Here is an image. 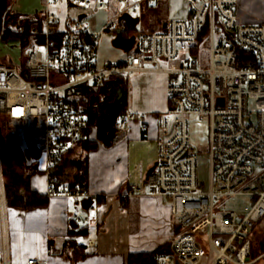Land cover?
<instances>
[{"label": "built area", "instance_id": "built-area-1", "mask_svg": "<svg viewBox=\"0 0 264 264\" xmlns=\"http://www.w3.org/2000/svg\"><path fill=\"white\" fill-rule=\"evenodd\" d=\"M57 1L47 0L44 14L30 27L32 46L24 61H0V125L2 118L36 128L43 124L47 195L71 198L73 219L91 221L88 211L98 210L92 196L68 185L56 191L54 166L94 137L88 106L107 91L113 77L162 73L168 108L157 117V162L145 183L151 195L171 199L177 230L171 255L158 254L155 264H254L263 258L264 253L253 259V240L264 223V25L244 24L238 0H187V18L172 19L160 31L133 32L136 44L126 60L99 67L104 34L116 31L120 16L141 14L154 0H121L115 19L98 32L83 19L61 30L49 8ZM66 1L88 11L107 9V0ZM91 83L97 91L90 93ZM193 118L206 122L209 130L207 185L199 179V153L190 134ZM133 120L142 118L122 111L116 131H127ZM144 190V185L131 184L120 196L127 202ZM236 197L250 198L244 212L223 205ZM89 198L93 204L86 210ZM6 210L0 141V264H11ZM27 264L44 263L30 259Z\"/></svg>", "mask_w": 264, "mask_h": 264}, {"label": "crops", "instance_id": "crops-1", "mask_svg": "<svg viewBox=\"0 0 264 264\" xmlns=\"http://www.w3.org/2000/svg\"><path fill=\"white\" fill-rule=\"evenodd\" d=\"M64 1L70 8L80 7ZM252 1L238 0V14L242 22L264 19V11L261 15L252 12ZM260 1L264 3V0ZM46 3L47 0H11L10 8L14 13L40 20ZM52 7L53 2L49 6L51 11ZM81 9L79 17L83 16L84 19L89 11L83 7ZM170 17L187 18V0H154L146 3L136 28L140 25L139 31H160L167 26ZM70 21L74 20L69 19L62 25L58 19L60 29L66 30ZM22 57L23 53L18 63L23 62ZM0 61L14 63L2 49ZM163 87L166 88L164 83ZM166 110L145 115L129 110L138 114L142 121H131L129 129L121 133L111 146L97 145L89 152L82 146L78 147L74 155L60 161L57 168H54V171H63L62 179L64 186H67L76 171L73 162L87 159L88 192L94 200L102 199L97 203V211H88L90 222L75 221L74 201L62 195L49 197L45 206L8 209L6 219L11 264H27L30 259H37L44 264H128L131 255H171L172 241L177 230L169 210L171 199L151 195L145 183L148 173L157 162V117ZM141 123L145 125L144 130L141 129ZM92 140L97 141L96 129ZM39 169L40 172L31 180V186L39 194L47 195L48 173L43 155ZM131 184L144 185V193L133 195L127 202H123L120 194Z\"/></svg>", "mask_w": 264, "mask_h": 264}, {"label": "rangeland", "instance_id": "rangeland-1", "mask_svg": "<svg viewBox=\"0 0 264 264\" xmlns=\"http://www.w3.org/2000/svg\"><path fill=\"white\" fill-rule=\"evenodd\" d=\"M107 5V9L89 11L87 13V17L83 19L84 24L88 27L90 31L98 32L103 30V28L110 21H113L115 19L116 15L120 11L122 3L121 0H107ZM251 5L253 6L252 12H254L255 14L261 15L262 11H264V3L260 0H253ZM9 11L10 13L13 12L11 8H9ZM52 12L57 15L59 21L63 25L69 19L76 21L79 15L82 13V9L81 7L70 8L68 7V4L63 0L57 3L53 2ZM132 15L134 17H139L141 14L132 13ZM13 19H15V26L11 27L15 28L17 26L19 28V26L23 24V19L25 18L22 15L18 14V17H13ZM172 19V17L169 18V20ZM243 23L247 25H264V19L255 22ZM116 24H119L118 20L116 21ZM121 28L125 30L127 27L125 24H122ZM140 28L141 26L139 25L138 29H134L135 35L138 34ZM115 37V30H111L110 32L104 34L102 41L98 46L97 63L99 67H102L107 63H121L126 60L127 53L121 49L115 48L113 45V40ZM11 45L14 46L13 49H11ZM20 45L21 42L19 39H10L5 41L0 38V49L4 51L8 59L12 58V61H14L15 64H19L18 62H20V58L23 52L24 55H28L31 50V47H29L22 51ZM40 50L43 53L45 52V48L43 46L40 47ZM125 77L127 78L128 83V105L126 107L128 111H137L138 113L145 115L150 114L152 112H163L166 110L168 105L166 95L167 76H164L163 74L146 75L133 73L131 75H125ZM163 83L165 84L166 88L163 87ZM93 91H97V86L91 83L89 86V92L91 93ZM93 127L96 129L95 125H93ZM4 128H9L12 132L16 133L19 140V145L21 147H27V141H29L28 139H31L32 137L42 139L44 136L42 123H40L36 128L29 124H24L23 126H21L20 123L9 121V123L4 124ZM190 134L192 142L196 146L197 151L199 153V179L202 183L207 185L210 181L209 157L207 153L209 130L207 123L193 118L191 120ZM97 145L103 144L97 141ZM7 154L8 161L12 163V158H15L13 152L11 150H6V157ZM31 162L32 160H29L27 162V165H29ZM75 174L76 171L73 175ZM73 175L72 178L69 180L70 182H73ZM250 204L251 200L249 197H236L228 199L223 203L224 206L229 209L235 210L238 213L244 212L250 206ZM259 236H262V238L264 239V223L259 227ZM254 241L255 239L253 240V242ZM209 260L210 259L207 257L205 259V262H209ZM258 264H264V259H262Z\"/></svg>", "mask_w": 264, "mask_h": 264}, {"label": "trees", "instance_id": "trees-1", "mask_svg": "<svg viewBox=\"0 0 264 264\" xmlns=\"http://www.w3.org/2000/svg\"><path fill=\"white\" fill-rule=\"evenodd\" d=\"M11 0H0V38L2 40L19 39L21 42L20 48L22 51L32 46V38L29 35L30 27L36 24L39 19L36 17L23 16V24L15 26L14 18L18 17L17 13L9 11ZM135 28L127 26L123 33L130 35L134 32ZM24 55V52H23ZM23 57V61L25 59ZM118 88H123L126 92L128 90L127 78L124 75L113 77L110 85L107 88L108 93L114 99ZM127 110L125 108L123 111ZM10 120L5 118L1 119L0 130L6 139V144L2 148L3 161H4V177H5V197L7 211L10 208L20 207L24 209H32L39 206L47 205L49 201L48 195H41L31 186L32 178L40 172L39 161L43 154V140L40 138L32 137L27 141V147L22 148L19 145V140L16 133L12 132L9 128H4V124L9 123ZM21 126H23L21 124ZM86 151L93 150L97 146V141L88 140L81 145ZM22 148V149H21ZM6 150H11L15 158L10 163L8 161V154L6 157ZM11 159V160H12ZM32 162L27 165V162ZM59 163V162H58ZM57 163V164H58ZM57 164L54 168H57ZM76 168V174L73 177V182L68 183L71 190L81 189L88 191L87 179V159H79L73 162ZM63 171H54L52 178L55 182V190L60 191L64 186L62 179ZM95 203L102 201L101 198H96ZM262 236H257L253 245V259L257 258L264 253V239ZM158 253L151 254H136L131 255L128 259V264H155ZM263 258L255 262L261 261Z\"/></svg>", "mask_w": 264, "mask_h": 264}, {"label": "water", "instance_id": "water-1", "mask_svg": "<svg viewBox=\"0 0 264 264\" xmlns=\"http://www.w3.org/2000/svg\"><path fill=\"white\" fill-rule=\"evenodd\" d=\"M83 16L79 17V20H82ZM125 23L126 25L136 28L139 23L138 17H133L130 14H124L119 17L118 23ZM110 32V31H107ZM116 37L113 40V45L117 49H121L125 52H130L136 44V36L132 35L128 38L124 37L123 29L117 27ZM139 49L137 48L136 51ZM102 92H105V89H102ZM109 98H106V101H109ZM128 105V93L123 88H118L116 96L113 102H110L106 108L105 114L102 118L96 119L94 112L91 110L88 112V120L91 124H96V138L97 141L101 142L104 146L109 147L112 145L113 141L119 137L121 133H118L115 129V123L118 115L127 107ZM36 122V120H35ZM0 141L2 148L6 144V139L4 135L0 132ZM93 204L92 198H89L84 203V208L89 210Z\"/></svg>", "mask_w": 264, "mask_h": 264}, {"label": "flooded vegetation", "instance_id": "flooded-vegetation-1", "mask_svg": "<svg viewBox=\"0 0 264 264\" xmlns=\"http://www.w3.org/2000/svg\"><path fill=\"white\" fill-rule=\"evenodd\" d=\"M123 24V22L121 24H118V27H121V25ZM126 33H123L124 37L128 38L130 36L133 35V33H131L130 35H125ZM106 98H109V101H106ZM113 98L110 96V94L108 93V91H106L104 94L99 95L98 97H96L95 100L91 101L89 103L88 109L94 112L96 119H100L104 116L106 108L108 106V104L110 102H113ZM95 125L96 124H92Z\"/></svg>", "mask_w": 264, "mask_h": 264}, {"label": "snow or ice", "instance_id": "snow-or-ice-1", "mask_svg": "<svg viewBox=\"0 0 264 264\" xmlns=\"http://www.w3.org/2000/svg\"><path fill=\"white\" fill-rule=\"evenodd\" d=\"M17 112H19V110H17ZM41 183H42V181H41ZM43 190V189H42Z\"/></svg>", "mask_w": 264, "mask_h": 264}]
</instances>
